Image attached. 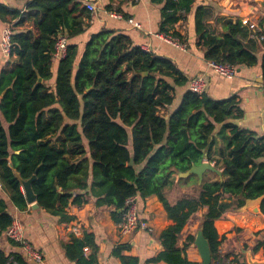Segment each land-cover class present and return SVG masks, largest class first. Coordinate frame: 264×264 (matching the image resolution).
Listing matches in <instances>:
<instances>
[{"label":"trees","instance_id":"1","mask_svg":"<svg viewBox=\"0 0 264 264\" xmlns=\"http://www.w3.org/2000/svg\"><path fill=\"white\" fill-rule=\"evenodd\" d=\"M154 2L163 3L159 32L178 38L175 25L186 21L194 0ZM24 3V12L0 4V24L12 27V65L0 70V185L8 201L19 211L27 209L16 174L27 181L35 171L37 205L61 222L72 219L65 212L69 205L79 208L94 198L97 206L112 208L111 218L120 224L128 199L137 197L140 207L156 196L172 224L159 235L162 251L149 260L166 264H197L185 255L194 236L183 247L178 244L187 223L204 209L198 229L211 264H224L215 221L264 195V137L231 122L241 114L236 97L216 100L188 91V80L171 60L112 30L91 34L80 50L78 38L89 28L91 15L76 0ZM205 17L202 7L195 10V35L206 62L236 69L256 64V49L241 23L226 22L219 37L207 31ZM60 35L67 47L56 61ZM215 134L225 146L220 160L211 157ZM205 159L226 179L202 178L199 184L193 175L177 178ZM6 204L0 198V236L12 221ZM259 210L264 213V200ZM259 234L253 252L264 251V231ZM86 246L92 250L88 263L96 264L90 235L73 241L67 252L81 259ZM0 264L26 262L18 253H0ZM229 264H246L244 255Z\"/></svg>","mask_w":264,"mask_h":264},{"label":"crops","instance_id":"2","mask_svg":"<svg viewBox=\"0 0 264 264\" xmlns=\"http://www.w3.org/2000/svg\"><path fill=\"white\" fill-rule=\"evenodd\" d=\"M95 3L98 10L90 14L89 28L81 38H78L79 43L83 45L80 50L93 33L112 30L124 34L129 37L133 45L142 50L171 60L188 82L194 78H205V94L210 98L221 100L235 96L239 102L241 114L231 122L255 133L258 137H264V76L262 72L264 46L258 40V36L264 31V0H194L186 21L175 25L174 32L179 35V39L159 32L163 3L156 4L154 0H95ZM0 4L21 12L26 10L24 0H0ZM200 7L206 14L203 24L211 34L222 36L223 24L226 22L233 24L239 22L248 30L247 42L256 49L257 62L254 66H240L232 79L221 78L207 69L204 49L197 44L194 29V13ZM108 12L116 14L119 18L110 17L106 14ZM124 15L127 18H124ZM129 20L138 24L139 28H135ZM251 25L254 29H250ZM4 27L0 24V38ZM161 36L174 38L176 45L165 42ZM8 63L9 58H5L0 50V70L12 65ZM178 101L179 97L168 108L169 112L176 107ZM220 127L217 126L216 130ZM216 134L213 137L211 157L220 160L224 155L225 146ZM221 152L223 155L220 156ZM261 160L264 161V158ZM203 161L214 166V162L210 163L206 159ZM217 170L222 174V169ZM216 178L219 179L212 172H209L206 177L203 176V180ZM225 179L226 176L222 174V180ZM185 190L182 188L181 193ZM166 191L168 197L173 199L171 189ZM0 198L7 200L6 205L11 217H16L22 222L24 239L42 256L40 262L26 260V264H89L92 256L89 246L84 247L87 248L86 252L83 248L81 259L75 254L69 256L67 252V247L73 241L82 240L84 235H90L97 246L96 264H166L162 261L155 263L149 260L162 251L159 235L172 224L156 196L146 198L144 204L139 207L140 215L148 221L151 232L137 231L129 235L119 233V224L111 218L112 208L97 206L94 198H90L86 205L79 208L69 205L65 212L66 216L72 219L62 222L39 207L32 209L30 205H27L26 210H17L8 201V196L2 188ZM204 212V209L199 211L187 223L181 233L179 247H183L188 236L195 238L199 231V219ZM214 227L221 242L219 246L221 258L233 260L235 255L242 253L246 261L248 257L253 260H264L263 249L252 251L255 243L261 239V234H256L264 231V213L260 210L258 212H251L248 209L237 210L228 214L225 219L215 221ZM118 248L120 249L116 250ZM0 253L22 255L19 247L12 244L4 233L0 236ZM185 255L189 262L201 263V257L194 243L185 250Z\"/></svg>","mask_w":264,"mask_h":264},{"label":"built area","instance_id":"3","mask_svg":"<svg viewBox=\"0 0 264 264\" xmlns=\"http://www.w3.org/2000/svg\"><path fill=\"white\" fill-rule=\"evenodd\" d=\"M85 7V9L90 13L94 14L97 12L98 7L95 3V0H76ZM26 11V10H25ZM110 17L117 18L118 16L114 13H106ZM119 18V17H118ZM129 23L132 24L135 28H139L138 24L134 23L132 20H129ZM250 29H254V26L251 25ZM11 35L12 27L5 26L1 31L0 38V50L2 55L5 58H9L10 49H11ZM161 38L171 44L176 45L173 38L169 36H161ZM260 43H263L264 46V31L261 35L258 36ZM67 47V39L64 36H58L54 45V59L60 60L65 56ZM207 69L211 70L214 74L218 75L224 79H232L235 75L236 68L233 65L227 63H217L214 61H208L206 63ZM188 91L201 95L205 94L206 91V80L203 77L194 78L189 80ZM1 189V185H0ZM119 233L122 235H129L137 231H147L151 232V228L148 225V221L140 215V210L138 206L137 197H132L125 202V211L122 216V220L118 225ZM76 232V231H75ZM4 236L14 245L18 246L22 252L20 255L25 261L31 262H40L42 256L40 252L35 250L25 239H24V226L18 218H12L10 226L3 232ZM84 251H87V248H84ZM12 261V258H9ZM224 264H229L230 260L227 258H222Z\"/></svg>","mask_w":264,"mask_h":264},{"label":"water","instance_id":"4","mask_svg":"<svg viewBox=\"0 0 264 264\" xmlns=\"http://www.w3.org/2000/svg\"><path fill=\"white\" fill-rule=\"evenodd\" d=\"M144 75H146V73ZM38 83H41L40 78H38L37 80V84ZM129 165H132V160H130ZM206 171L216 174L219 177V180L222 181L221 172L217 170L213 165L209 164L207 161H202L200 165H192L191 168L187 172L178 174L177 178H186L190 175H193L197 177L198 183L200 184L202 181L203 175ZM16 178L21 183L22 192L24 194V198L26 200L27 205H30L32 209H37L39 206L36 203V197L32 190V182L36 178V171L33 174V176L27 181H22L19 178L18 174H16ZM263 200H264V195L256 199H248L245 201L244 206L241 207L239 210L248 209L251 212H258L259 206ZM194 246L196 247L201 257L200 264H211L209 246H208L207 241L203 238L200 231H198L195 236ZM246 264H264V260H253L250 257H248Z\"/></svg>","mask_w":264,"mask_h":264},{"label":"rangeland","instance_id":"5","mask_svg":"<svg viewBox=\"0 0 264 264\" xmlns=\"http://www.w3.org/2000/svg\"><path fill=\"white\" fill-rule=\"evenodd\" d=\"M162 113V112H161ZM164 113V112H163Z\"/></svg>","mask_w":264,"mask_h":264}]
</instances>
